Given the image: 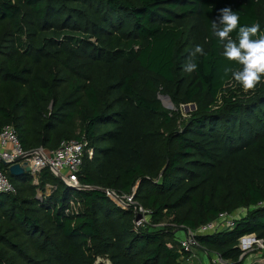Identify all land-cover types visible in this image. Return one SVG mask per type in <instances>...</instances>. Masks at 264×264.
Listing matches in <instances>:
<instances>
[{"label": "trees", "instance_id": "16d2710c", "mask_svg": "<svg viewBox=\"0 0 264 264\" xmlns=\"http://www.w3.org/2000/svg\"><path fill=\"white\" fill-rule=\"evenodd\" d=\"M225 7L264 32V0H0V131L25 151L84 145L80 189L0 164L17 189L0 193V264H178L189 255L173 229L151 226L195 230L242 208L201 248L242 264L238 240L264 241V83L245 94L224 75L239 67L212 32ZM106 190L132 195L149 226L135 229Z\"/></svg>", "mask_w": 264, "mask_h": 264}, {"label": "built area", "instance_id": "2783aa9c", "mask_svg": "<svg viewBox=\"0 0 264 264\" xmlns=\"http://www.w3.org/2000/svg\"><path fill=\"white\" fill-rule=\"evenodd\" d=\"M184 114L194 110L193 105L181 107ZM91 156V153H88ZM84 156L83 143L75 140L61 141L54 151H46L42 148L25 151L12 127H5L0 131V164L8 168L12 165L25 167L27 165L31 170L34 181H37L38 175L44 169H48L51 174L65 186L69 188L80 189L77 183V173L80 171ZM0 193L16 195L17 189L8 180L4 171L0 170ZM110 200L123 210H130L134 216L133 227L135 229L144 228L149 225L150 212L133 200L132 195H118L113 191H105ZM70 207L75 209L76 203L70 202ZM237 220L234 213H221L212 222L202 225L195 230L179 227L176 231V241L182 252L191 256L197 248H201L198 241L199 237L210 236L224 230H230L234 227ZM238 249L240 256L238 261L246 264L250 257H256L264 262V241L254 234L242 236L238 240ZM256 252L257 254H253ZM212 264H235L233 262L221 259L217 254L212 257ZM254 264H259L256 262Z\"/></svg>", "mask_w": 264, "mask_h": 264}, {"label": "clouds", "instance_id": "9594fccd", "mask_svg": "<svg viewBox=\"0 0 264 264\" xmlns=\"http://www.w3.org/2000/svg\"><path fill=\"white\" fill-rule=\"evenodd\" d=\"M217 21H212V32L218 38V43L223 47V57L239 67L224 68V75H231L245 94L254 93L258 85L264 83V32L260 25L240 26V17L230 7L219 10ZM234 40L231 34L237 31ZM238 41V42H237ZM204 56L203 46L196 45L191 57ZM198 65L190 58L184 65L183 71L191 74L197 71Z\"/></svg>", "mask_w": 264, "mask_h": 264}, {"label": "rangeland", "instance_id": "374dc122", "mask_svg": "<svg viewBox=\"0 0 264 264\" xmlns=\"http://www.w3.org/2000/svg\"><path fill=\"white\" fill-rule=\"evenodd\" d=\"M165 102V101H163ZM171 109H174L173 106ZM181 113L183 115V117H185L187 114H184L183 111L181 110ZM34 181V180H33ZM34 185H37L38 184V180L34 181L33 183ZM40 192V191H39ZM52 192V189H50L48 191V195H50ZM38 196H41V192L38 194ZM248 211V209L246 208H242V209H238L236 211H234V214H235V217L237 219H239L240 217H242L246 212ZM149 221H150V218H149ZM149 226V225H148ZM151 227H154L156 230H162V229H173L174 233L177 234V230L179 229V227H176L173 223L170 222V219H165L161 224L159 225H154V226H151ZM177 231V232H176ZM197 253L198 256H200V259H202V263H200L199 259H196V258H192L194 260V264H212V257L215 255L214 252L212 251H207L203 248H197L196 250H194L193 252V255ZM253 254H257L256 252H254ZM260 257H262V255L260 253H258ZM257 254V255H258ZM196 255V254H195ZM98 263H101V264H110L109 261L107 259H104V258H99L97 260ZM184 260H180L178 264H184L183 263ZM264 264V262H263Z\"/></svg>", "mask_w": 264, "mask_h": 264}, {"label": "water", "instance_id": "95a60500", "mask_svg": "<svg viewBox=\"0 0 264 264\" xmlns=\"http://www.w3.org/2000/svg\"><path fill=\"white\" fill-rule=\"evenodd\" d=\"M163 105L168 108V109H171L172 108V103L170 101V99L166 96L164 97H161L160 98ZM165 101V102H163ZM25 167H21L19 165H12L8 168V173L9 175L13 176V177H17V176H20V175H23V174H28V175H31V170L30 168L27 166V165H24ZM31 177L33 178V176L31 175ZM67 186V185H66ZM67 187H70V186H67Z\"/></svg>", "mask_w": 264, "mask_h": 264}, {"label": "crops", "instance_id": "0c3cea01", "mask_svg": "<svg viewBox=\"0 0 264 264\" xmlns=\"http://www.w3.org/2000/svg\"><path fill=\"white\" fill-rule=\"evenodd\" d=\"M52 187H50L49 185H46L45 186V195L46 196H49L48 195V191L51 189ZM196 254V255H195ZM194 255L192 254L191 256H188L186 259H184V264H194L193 262H194V260L192 259V258H196V259H199V261H200V263H202V259H200V256H198L197 255V253H195ZM246 261V264H254V263H256V262H259V264H263V261L262 260H260L259 258H258V256H256V257H250V258H248L247 260H245Z\"/></svg>", "mask_w": 264, "mask_h": 264}]
</instances>
